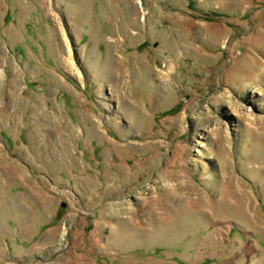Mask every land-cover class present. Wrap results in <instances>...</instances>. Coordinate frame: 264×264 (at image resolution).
Masks as SVG:
<instances>
[{"label": "rangeland", "instance_id": "rangeland-1", "mask_svg": "<svg viewBox=\"0 0 264 264\" xmlns=\"http://www.w3.org/2000/svg\"><path fill=\"white\" fill-rule=\"evenodd\" d=\"M263 242L264 0H0V264H264Z\"/></svg>", "mask_w": 264, "mask_h": 264}, {"label": "bare ground", "instance_id": "bare-ground-1", "mask_svg": "<svg viewBox=\"0 0 264 264\" xmlns=\"http://www.w3.org/2000/svg\"><path fill=\"white\" fill-rule=\"evenodd\" d=\"M84 0H82V2H83ZM215 5H217V4H215V3H209V6H215ZM218 6V5H217ZM186 23H187V20H186ZM202 26V25H201ZM226 35H227V32L225 33ZM206 35H208V34H206ZM218 45V43L216 44V47H218L217 46ZM155 46H156V44H155ZM180 47H182L181 45H179ZM187 47H189V45H187ZM187 47H185V48H187ZM227 48V42L225 43V45H224V48L222 47V49H220V50H224V49H226ZM139 49H141V53H143V46H141L140 48H135V50L136 51H138ZM190 52H193L192 50H190ZM173 55H176V54H173ZM177 56V55H176ZM211 57H213V56H210V57H208V59L206 60L207 62H210V58ZM169 64H174V62L173 61H169ZM167 66L168 65H166V66H164V67H166L167 68ZM171 69V68H170ZM200 74H202V70H200ZM156 75V76H155ZM133 77V79L135 80V83H137L138 81H140L142 84H143V86L145 87V94H148L147 92H146V90H147V88L148 87H151L150 86V84H148L147 83V77L149 78V75L146 77V78H142V76H138L137 74H135V72H134V76H132ZM152 77L154 78V79H156V80H159V81H166L167 82V80L169 79V75L168 74H166V73H162V72H160V71H158V70H156V73H154V74H152ZM127 79H128V83H124V81L122 80V79H118V86L119 87H123L124 86V89H125V91H127L128 92V94L131 96V91H132V89H133V85H130L129 84V81L130 80H132L131 79V77L130 76H128L127 75ZM150 79V78H149ZM188 80H189V78L187 77V80H186V83L188 82ZM205 81V79L201 82V85H202V83ZM206 83V82H205ZM204 83V84H205ZM160 84H161V82H160ZM203 84V85H204ZM168 85H170V84H165L164 82H162V85H161V87L162 88H168ZM204 93H207L206 92V90L204 91ZM242 95H244V93L243 92H240ZM160 98V97H159ZM197 120L200 122V123H202V119L201 118H197ZM228 165H230V164H228ZM231 166H233L234 167V169H235V166L234 165H231ZM174 185H176V184H174ZM172 187V186H171ZM173 188H178V187H175V186H173ZM238 188H239V186H238ZM178 195H182V196H184V195H186V193L185 192H183V191H180V193H178ZM96 197H98V196H96ZM103 198V197H102ZM102 198H100L101 199V205L105 202V200L104 201H102ZM95 199V198H94ZM97 199V198H96ZM88 208H83V210H84V212L87 210ZM177 210H180V207H177L176 208ZM110 212H111V214L112 215H115V216H118L119 218H121V219H124V220H127V219H129L132 215H133V213H134V209L133 208H131V209H129L126 205H124V204H121V205H116V206H114L113 208H111L110 209ZM99 219H102V218H99ZM98 224V223H97ZM97 224H95V225H97ZM100 224L101 225H103V219L101 220V222H100ZM109 226V225H108ZM52 249H54L55 250V245H51L50 246ZM258 250H259V253L258 254H260V255H264V242L262 243V245H259L258 246ZM29 255V252H26L25 253V255ZM41 255H39V256H37V257H40ZM37 257H35V258H37ZM34 258V259H35ZM183 261V260H182Z\"/></svg>", "mask_w": 264, "mask_h": 264}, {"label": "crops", "instance_id": "crops-1", "mask_svg": "<svg viewBox=\"0 0 264 264\" xmlns=\"http://www.w3.org/2000/svg\"><path fill=\"white\" fill-rule=\"evenodd\" d=\"M232 176H234V174H231V177ZM237 177H238V175H237ZM88 193V192H87ZM97 195H95L94 197H96ZM60 205H61V203H60ZM65 216V215H64ZM63 216V217H64ZM56 217V216H55ZM62 217V218H63ZM57 218V217H56ZM86 225H88V224H85L84 226H82V227H85ZM234 231H231L229 234L231 235V236H233L234 235ZM258 234V229H256V232H255V234L253 235V237H252V242H253V240L255 239V237H256V235ZM260 245H262V244H260ZM259 246V245H258ZM258 246H257V249H256V251H257V253H259V250H258ZM88 253H90V251H88ZM203 260H206V259H203ZM209 260H211V259H209ZM219 264H221V260H219Z\"/></svg>", "mask_w": 264, "mask_h": 264}, {"label": "water", "instance_id": "water-1", "mask_svg": "<svg viewBox=\"0 0 264 264\" xmlns=\"http://www.w3.org/2000/svg\"><path fill=\"white\" fill-rule=\"evenodd\" d=\"M65 205L63 204L62 207H64Z\"/></svg>", "mask_w": 264, "mask_h": 264}, {"label": "trees", "instance_id": "trees-1", "mask_svg": "<svg viewBox=\"0 0 264 264\" xmlns=\"http://www.w3.org/2000/svg\"><path fill=\"white\" fill-rule=\"evenodd\" d=\"M59 217V216H58ZM88 244V243H87Z\"/></svg>", "mask_w": 264, "mask_h": 264}]
</instances>
